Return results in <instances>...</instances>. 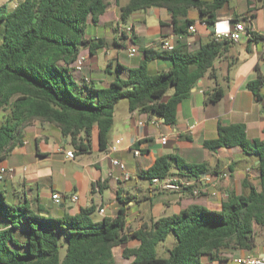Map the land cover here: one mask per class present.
<instances>
[{"label":"trees","instance_id":"obj_1","mask_svg":"<svg viewBox=\"0 0 264 264\" xmlns=\"http://www.w3.org/2000/svg\"><path fill=\"white\" fill-rule=\"evenodd\" d=\"M229 1L128 0L122 6L115 0V4L121 22L152 8L171 12L174 33L183 35L193 24L191 10L213 27ZM107 7L106 0H22L12 9L0 6V113L8 111L0 122V164L22 146L23 130L35 122L53 125L78 154L90 151L92 130L97 128L98 149L106 150L120 99L126 100L129 113L137 111L174 126L181 102L205 75L215 79L214 62L233 43L211 39L195 51H188L182 41L170 52L142 48L143 60L128 70L126 78L120 77L123 67L117 65L115 78L100 87L80 78L75 63L84 50L93 54V49L102 48V40L94 42L90 32ZM250 37L263 40L253 33ZM156 59L169 60L170 68L150 74L149 63ZM260 84L248 87L257 92ZM222 95L220 88H213L205 94L204 105L215 104ZM203 146L209 151L239 147L245 155L257 157L258 186L244 179L246 194L230 195L218 211L192 204L130 232L125 220L130 198L119 199L122 207L115 218L94 223L93 208L54 218L41 207L36 213L28 199L14 201L0 187V264H117L116 248H121V258L128 264H204L227 261L233 252L250 255L257 230L264 229V138L249 141L242 125L218 124L216 138ZM173 168L193 177L204 171L203 165L188 164L172 154L157 158L142 177L150 181L170 176ZM169 234L176 244L167 257L156 256V246ZM130 242L136 245L128 247Z\"/></svg>","mask_w":264,"mask_h":264},{"label":"crops","instance_id":"obj_2","mask_svg":"<svg viewBox=\"0 0 264 264\" xmlns=\"http://www.w3.org/2000/svg\"><path fill=\"white\" fill-rule=\"evenodd\" d=\"M127 1L120 0V5H125ZM233 1L230 0L218 12L213 27L202 24L195 10L196 15H189L195 31L185 29L183 35L174 33L170 13L165 10L152 8L141 11L142 17L137 18L132 14L133 19L129 21V17L125 22L114 16L116 29L111 36L113 47L127 44L131 48L135 44L140 49L160 50V43L166 40L173 47L178 41H182L188 51H195L200 45L214 39L215 35L233 30L236 23H241L245 30L239 41L226 46L214 62L215 79L205 75L190 90L188 98L181 102L174 126L165 125L161 119L148 118V115L137 111L129 113L127 102L119 101L114 109L108 146L113 145L116 140H120V144L118 151L107 157L105 150L98 149L97 128L92 130L90 151L78 154L73 152L68 140L62 139L59 130L53 125L35 122L24 129L22 146L15 148L1 163L11 169V173L5 177L0 187L14 201L28 199L36 213L41 207L44 209L43 213L49 212L54 218L62 215L75 216L83 209L93 208L90 219L94 223H100L105 218H115L122 207L119 199L130 198L126 205V232L137 230L143 223L179 213L192 204L218 211L230 195L246 194L242 185L244 179L257 187V157L245 155L239 147L209 151L203 146L204 141L216 138L218 124L242 125L249 141L264 138V50L262 40L255 41L250 37V33H253L264 39V0H235L242 5V10L232 6ZM118 9L114 0L111 11L108 6L105 14L93 27L110 25V13L116 15ZM92 39L94 42L102 40L97 30L93 32ZM103 42L102 40L101 45ZM99 49H93V57L97 56ZM150 64H153L152 74L167 71L171 66L166 59L151 61L149 69ZM118 65L123 67L119 75H125L120 76L121 78H126L128 70L135 68L120 62ZM90 66L91 63L82 67L84 72H88V77L85 78L95 81L100 87H107L112 80L106 81L103 76L91 77L94 71L90 68L98 66L97 60ZM108 67L109 65L101 68V71L109 72ZM257 81L261 84L258 91L253 92L248 84ZM215 87L222 90V98L215 104L204 105L205 94ZM169 97L170 95H165L162 101H167ZM162 136L167 138L164 145L160 143ZM138 142L139 145H136ZM134 149H139L141 154L134 156ZM67 152H71L73 157H67ZM172 154L178 155L188 164L204 166V171L197 177L174 168L170 175L190 180L193 187L202 190L199 196L191 195L190 189L179 192L161 191L142 177V172L148 170L157 158ZM110 158H116L125 165L129 180L122 179V172L111 165ZM144 180L148 182V189L141 192ZM132 181L129 187L125 186L126 182ZM55 192L61 196L59 204L51 200V195ZM73 195L77 196L76 201L72 200ZM141 201L147 203L149 215L146 217L141 211L136 216L129 215V207L139 206ZM100 208L104 210L102 215L98 213ZM153 209L157 210L155 216ZM168 211L171 214H166ZM128 215L131 222L127 220ZM259 236H264V229L257 230L255 248L250 255L264 256V244L256 242ZM239 256L243 254L233 252L226 258L229 260ZM220 259L225 258L220 256ZM223 261L215 260L207 264H223Z\"/></svg>","mask_w":264,"mask_h":264},{"label":"rangeland","instance_id":"obj_3","mask_svg":"<svg viewBox=\"0 0 264 264\" xmlns=\"http://www.w3.org/2000/svg\"><path fill=\"white\" fill-rule=\"evenodd\" d=\"M21 1L22 0H0V6L6 5L8 7V9H12L16 4H18ZM106 1L108 3L109 9L111 11V8H113V6H114V0H106ZM121 1L125 2L127 0H121ZM232 6L236 7L238 10L239 9L242 10V5L235 2V0L233 1ZM194 14L196 15V11L193 9L190 11L189 15H190V17H192ZM110 15L112 18L111 22H108L110 25H105L103 27L101 26L100 28H95L92 26V28H91L90 34H93V32L97 30V34H99V37H101V39L104 41L103 42L104 46L98 50V53H96L97 56L93 57V55L89 54L87 50H84L82 52V56L85 59L84 64H83V68H85L87 65L89 66L90 63L92 66V63H94V61L97 60V64H98L97 67L96 66L95 67L90 66L91 71H94L91 73V77L96 78V77L103 76L106 81H110V80H113L115 78L116 73H117L116 69H117V65L119 62L128 66V67L129 66L136 67L143 60V51L140 48H138V46L135 44L131 45V47H134L136 49V53H135L134 57H128V49H129L128 47H130V46L127 44L123 47H121V46L120 47H113V43L111 41L112 40L111 36L115 32L114 29H116L114 26L115 21L113 18H114V16H118V18L120 20L119 9H118L116 15L112 12L110 13ZM133 15H135L137 18H140V16L142 17V12L138 11V12H135ZM132 16H130L129 21H131L133 19ZM109 20H110V18H109ZM119 20H117L118 23H119ZM0 35H1V29H0ZM107 65H109V67H108L109 72H107V73H105L104 71L102 72L101 68H105ZM152 67H153V64H150V69H149L150 74L153 73V71L151 70ZM98 69H100V70H98ZM77 72H79L78 76L80 78L81 77L82 78L88 77V72L87 73L84 72V69L77 71ZM120 76L125 77L124 74L120 75ZM171 93H172V90L170 89L166 95H171ZM120 102L126 103V100L120 99ZM7 112L8 111H4V112L0 113V122L3 120L2 117H4L7 114ZM23 133H25V130H23ZM132 183H133V181L132 182H126L125 186L129 187ZM142 186H143V189L141 192L146 191L148 189V182L146 180H144L142 182ZM141 196H142V193H140V197ZM128 210H129V215L131 214V216H136V214L140 211L143 212V214L146 217L150 213L148 205L145 201H141L139 206L134 205V206L129 207ZM156 211H157L156 209H153V211H152V213H154V216H155ZM166 214H171V213H170V211H168ZM129 215L127 216V220L129 222H131V217ZM157 216H159V215L157 214ZM59 242H60V245H62L60 252H61V257H63L65 246H64V242H63V239L61 238V236L59 237ZM256 242L260 243V244H264V236L257 237ZM175 244H176L175 238L173 237L172 234H169L165 241L159 243L156 246V256L167 257L168 250L171 249ZM135 245H136L135 242L129 243V246H131V247H134ZM114 253H115L117 264H128L130 262L127 260H123L121 258V248H116L114 250ZM203 262H204V264H207V262L205 260ZM223 264H236V263L234 262L233 258H231L227 261H223Z\"/></svg>","mask_w":264,"mask_h":264},{"label":"built area","instance_id":"obj_4","mask_svg":"<svg viewBox=\"0 0 264 264\" xmlns=\"http://www.w3.org/2000/svg\"><path fill=\"white\" fill-rule=\"evenodd\" d=\"M203 24V22H202ZM189 32H194L195 27L194 25H190L188 28ZM244 26L241 23H236L233 27V30L226 32V33H220L215 35L214 39L216 41H230V42H238L242 33L244 32ZM130 31V28H128V32ZM160 50H164L167 52H170L173 50V46L166 40L162 41L160 43ZM262 46L264 50V39L262 40ZM136 53V49L134 47H131L128 49V56L129 57H134ZM84 57L81 56L77 62L75 63V69L77 71H80L83 67L84 64ZM87 80V79H86ZM167 141V138L165 136H162L160 138V143L164 145ZM120 144V140H116L113 145H110L106 148L105 150V155L108 157L109 155L115 153L118 151V145ZM140 150L139 149H134L133 150V155L134 156H139ZM67 157L72 158L73 154L71 152L66 153ZM110 163L114 167H118L119 170L122 172V179L124 181H127L130 179L129 174L126 172V167L123 163H121L118 159L116 158H110ZM11 169L2 166L0 164V184L4 181L5 177L10 175ZM223 175L220 176L222 178ZM150 183L153 186H157L161 191H172V192H179L182 189H190V193L193 196H199L202 193V190L200 188L193 187V183L190 180L180 178V177H172V176H165L162 178H153L150 180ZM72 200L76 201L77 196L73 195ZM51 200L55 204H59L61 202V196L59 193H52L51 195ZM98 213L102 215L104 213L103 209H99ZM236 264H264V256H258V255H247V256H239L233 259Z\"/></svg>","mask_w":264,"mask_h":264},{"label":"water","instance_id":"obj_5","mask_svg":"<svg viewBox=\"0 0 264 264\" xmlns=\"http://www.w3.org/2000/svg\"><path fill=\"white\" fill-rule=\"evenodd\" d=\"M169 13H171V12H169Z\"/></svg>","mask_w":264,"mask_h":264}]
</instances>
